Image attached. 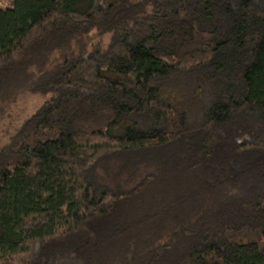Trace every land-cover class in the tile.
<instances>
[{
	"label": "trees",
	"instance_id": "1",
	"mask_svg": "<svg viewBox=\"0 0 264 264\" xmlns=\"http://www.w3.org/2000/svg\"><path fill=\"white\" fill-rule=\"evenodd\" d=\"M2 2L0 264H264V0Z\"/></svg>",
	"mask_w": 264,
	"mask_h": 264
},
{
	"label": "rangeland",
	"instance_id": "2",
	"mask_svg": "<svg viewBox=\"0 0 264 264\" xmlns=\"http://www.w3.org/2000/svg\"><path fill=\"white\" fill-rule=\"evenodd\" d=\"M5 3L0 0V5L5 6ZM95 37L96 39L104 38L102 35H95ZM56 54L49 55V59L52 58L49 65L45 64L46 61L42 64V67L45 66L44 70H51L55 67V58L59 56ZM44 70H38L36 75ZM31 79L26 82V87ZM23 85V83L13 85L9 80L0 91V148L9 142L10 136L18 125L30 116L44 100L42 96L31 93L29 88L25 89Z\"/></svg>",
	"mask_w": 264,
	"mask_h": 264
}]
</instances>
